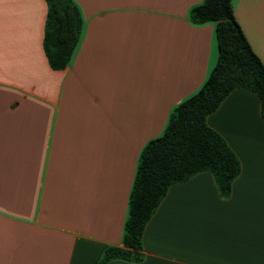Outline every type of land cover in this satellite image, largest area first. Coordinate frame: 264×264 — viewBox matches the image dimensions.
Here are the masks:
<instances>
[{
	"label": "crops",
	"instance_id": "0c3cea01",
	"mask_svg": "<svg viewBox=\"0 0 264 264\" xmlns=\"http://www.w3.org/2000/svg\"><path fill=\"white\" fill-rule=\"evenodd\" d=\"M204 0H74L79 39L63 69L43 47L46 0H0V264H94L122 246L145 145L198 92L219 57ZM264 64V0H233ZM237 87L207 116L240 160L223 198L201 171L170 185L141 262L264 264V119Z\"/></svg>",
	"mask_w": 264,
	"mask_h": 264
},
{
	"label": "trees",
	"instance_id": "16d2710c",
	"mask_svg": "<svg viewBox=\"0 0 264 264\" xmlns=\"http://www.w3.org/2000/svg\"><path fill=\"white\" fill-rule=\"evenodd\" d=\"M43 47L49 65L63 69L79 39L82 18L74 0H46ZM192 21H217L219 57L201 89L173 111L164 133L143 148L129 197L122 246L108 245L94 264L115 259L141 262L143 232L170 185L201 171L210 172L227 198L241 163L227 141L207 123L235 88L251 90L260 99L264 119V64L235 17L233 0H204L192 8Z\"/></svg>",
	"mask_w": 264,
	"mask_h": 264
}]
</instances>
